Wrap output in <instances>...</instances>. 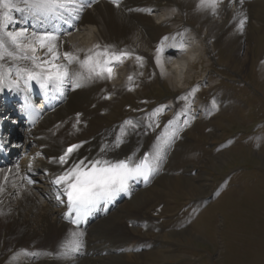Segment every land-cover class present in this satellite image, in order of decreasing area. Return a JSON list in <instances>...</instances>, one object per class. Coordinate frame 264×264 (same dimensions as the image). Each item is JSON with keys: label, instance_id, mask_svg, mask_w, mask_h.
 Returning <instances> with one entry per match:
<instances>
[{"label": "bare ground", "instance_id": "1", "mask_svg": "<svg viewBox=\"0 0 264 264\" xmlns=\"http://www.w3.org/2000/svg\"><path fill=\"white\" fill-rule=\"evenodd\" d=\"M160 1L165 2V5L162 6L165 16L158 23L161 26L160 29L157 28V23L149 15L151 11L155 12L159 8L155 0H122L119 7L107 0H101L91 8H84L79 14L77 24H73L69 32L61 31L58 26L60 21L65 22L66 20L37 18L26 12L0 6V13L7 12L8 18L12 21L7 24L6 28L0 27V38L5 39L10 51H15V49L7 41L5 33L24 30L27 37L23 40L25 44L28 43L32 33L51 32L57 36L55 44L60 59L55 63H66L63 56L65 52L79 56L81 60L105 47L110 52L127 51L131 53L122 62H113L114 72L111 79H97L78 89L73 88L71 82L65 81L60 90L66 98L64 104L60 105L53 113H47L38 121L34 130L21 131L20 128H17L18 131H21L24 140L36 139L35 150H40V155H43L42 159L39 158V160H43L42 168L49 170L51 174L49 190L54 192L53 182L57 176L70 168L73 163L85 158L87 160L103 158L116 162L127 157L136 163L145 152H150L156 179H159V182H167L168 176L171 177L170 183H166V186L160 191H153L150 185L155 177L152 178L142 191L135 190L130 200H125L128 206L122 208L119 206L120 204L117 205L115 211L97 219L83 230L76 229L63 221L62 209L59 208L53 197L47 196L43 204H35L32 196L29 197L30 191L24 190L25 192H23L21 190L23 180L19 177L20 174L25 171L37 175L38 170L35 166L26 163L24 167L14 170H11L12 167L0 168V187L4 189L3 192H0V213H2L0 214V264H139L138 259L142 258L147 249L151 252L155 248L154 246L166 247V243L172 236L151 244L138 241L135 237L130 238V233L127 234L126 222L128 221L132 225L137 223L142 226L144 224L143 227H147L146 229L149 230L156 227L154 222L148 218L145 219L137 212L144 211L157 199L164 201V196L167 193L174 194L183 187L184 182L178 173L184 164L181 161H185L183 155L188 150V144L184 145L177 141L173 144L172 142L176 137H182L180 134L183 131L181 130L183 126L190 122L194 124L187 131L189 133L198 126V121L201 118H208L209 106L206 102L195 106L194 99L188 100L180 95L179 99L171 101L169 107L167 105L160 106V111L153 110L152 113L143 112L138 115L135 114L136 110L134 109L126 114L127 117L108 127H100V121L104 119L102 114L110 112L111 109L115 111L125 109V98H127L125 92L134 80L133 71L138 72V68L141 66L136 57L145 58L141 53L139 54L137 51L139 46L136 49V45L140 44L142 49L147 42L155 43L152 52L148 53V57L142 61V67L146 69L148 77H152L155 73L160 82H168L173 90L187 91L190 87L186 86V78L184 81L180 80L179 74L186 73L187 70L195 67V60L201 56L203 45L205 48L208 45V39L212 41L213 45H210L215 51L218 44L225 39V30L231 32L227 35L229 44L237 39V36L233 37L235 33H239L238 36L244 34V40H247L250 39L251 32H247L246 28L243 31L238 28L239 20L243 15L239 9L246 1L239 5L240 0H222L219 2L215 14L211 9H198V1L193 5L192 11L188 13L189 16L186 12L187 4L194 0ZM234 1L237 3L235 7H232L236 8L235 12L229 6ZM13 2L23 8L21 0H13ZM247 4L250 6L251 1L248 0ZM178 16L185 17L184 21L178 19ZM208 18L211 19V23L204 26L206 32H202L199 24L200 26L205 24ZM222 19L223 21H221ZM195 20L199 23L196 24ZM226 20L231 21L227 26ZM171 22L174 26L168 27ZM59 25L61 26V24ZM244 26L247 27L246 23ZM67 35H69V39ZM196 39L202 41L201 48H199ZM67 45H71V47H67ZM96 45H99V48H96ZM210 45L208 50L211 48ZM196 48H199L198 51H200L198 57V53L195 54ZM36 49L34 53L29 52L28 54L35 55L39 60L51 59L52 54L48 53L46 48H40L37 44ZM158 49L161 51L158 52ZM179 64L184 65V69L186 67L185 72L178 70ZM0 65L3 66V71L7 74L5 86L0 88L1 94L5 89H13V85L9 82H20L21 78L26 77L17 76V67L31 68L32 61L12 60L5 57L0 61ZM71 67L77 69L78 65L74 63ZM130 75L133 77L131 81L128 80ZM145 79L141 77L142 82ZM110 81L113 82L109 83ZM188 93L187 97L188 95L193 97L192 92ZM106 98L112 99L106 101ZM192 106H195L196 109H193ZM169 108L171 111L166 112ZM101 112L103 113L101 114ZM77 113L80 114L79 124H76ZM197 115L198 119L195 118ZM164 119L166 123L157 127V123ZM196 120L198 121L194 123ZM126 121H131L134 127L127 125ZM74 124H76L75 128ZM66 125L67 128L62 129ZM54 130H57L58 133H55ZM184 131L182 134H187ZM192 132L194 133V131ZM6 137L10 139L8 133H6ZM118 137L122 143L116 147L115 143ZM158 139H160L159 142ZM78 141H81V147L72 154L69 162L64 165L58 163L59 157L66 150V145ZM105 145L108 146V149L102 153L101 148ZM49 157L53 158L52 161L48 160ZM33 158L37 160L36 156ZM144 191L152 192L148 193V203L138 200ZM206 200H208V196L195 200L190 213H197L196 211L203 206ZM136 215H138L137 218H134ZM122 227L123 230H120ZM186 232L182 231L175 235ZM72 233L83 234L80 237L78 248L74 244L75 238L71 235ZM140 246L143 247V250L136 253L135 249ZM120 249L124 251L120 253ZM103 251L106 252L105 256L101 255ZM182 263L184 264V262Z\"/></svg>", "mask_w": 264, "mask_h": 264}, {"label": "rangeland", "instance_id": "2", "mask_svg": "<svg viewBox=\"0 0 264 264\" xmlns=\"http://www.w3.org/2000/svg\"><path fill=\"white\" fill-rule=\"evenodd\" d=\"M155 1L159 8L153 11L152 18L160 29L158 23L165 16L162 9L165 2ZM198 1H190L187 4V14ZM250 1L249 6L248 0H243L244 5L238 8L242 11V18L247 17L245 22L247 27L244 26L243 29L246 28L247 32H251L250 39L244 40V34L238 36L239 33H235L233 37L237 36V39L229 44L227 35L231 32L225 30V39L218 42L215 51L211 46L212 41L208 39V45L206 48L203 45L200 57H198L200 53L197 52L201 48L202 41L196 39L199 48L195 51L198 57L195 60V67L179 74L180 80L184 81L186 78V86L190 87L189 90H173L168 82H160L155 73L152 77H148L145 68L146 75H143V67L140 66L139 73L133 72V75L136 73L137 75L125 92L128 98H125V109L101 112L104 119L100 121V127H108L127 117L126 114L134 109L135 114L138 115L143 112L152 113L160 106H170L171 101L179 99L180 95L188 100L194 99L195 106L206 102L210 109L208 118L194 122H199L195 129L187 133L189 128L194 126L190 122V125L181 128L183 131L186 130L184 132L187 134H182V131L180 134L182 137H176L177 143L188 144V150L183 155L185 161H181L184 164L178 173L184 182L183 187L174 194L167 193L164 201L157 199L144 211L137 212L145 219L154 222L156 227L149 230L135 222L133 225L126 222L127 234L130 233L133 237L131 235L129 237H135L138 241L151 244L172 236L166 247L154 246L151 252L148 249L144 251L142 258L138 259L139 264H183L182 262L184 264H264V0ZM235 5H237L235 1L229 5L233 12L236 11V8H232ZM187 18L192 22L189 17ZM178 19L184 21L185 17L178 16ZM194 22L199 23L197 20ZM230 22L226 20V26ZM210 23L211 19L208 18L205 24L201 26L199 24V28L202 32H206L204 26ZM173 26L171 22L168 27ZM154 45V42H147L145 44L147 48L143 46L141 49L140 44L135 48L139 46L137 51L146 58L148 56L145 54L152 52ZM209 45L211 48L208 50ZM209 51L212 53L209 54ZM177 67L179 71H186V67L184 69L182 64ZM141 77L146 79L142 82ZM189 91L194 94L193 97L189 95V98L187 97ZM111 99L106 98V101ZM195 106L192 108L196 109ZM195 118L198 119V115ZM163 121L158 122L157 127L166 123L165 119ZM65 128L67 125L62 127ZM54 131L57 133L56 130ZM21 141L23 145L34 142V150L37 147L36 139L26 141L22 137ZM36 151H38L37 155H35ZM35 152L27 148L23 152L25 154L23 162L32 154L28 164L33 163L34 156H40L37 157V161L43 164V160H39L43 158L40 150ZM24 165H19L15 169ZM39 174L43 177L42 181L40 180L41 186L43 188L46 186L45 190L50 191L48 186L51 179L50 183L48 180L44 182L48 174L42 168ZM170 178L168 176L167 182H159V179H155L150 186L153 191H160L166 183H170ZM42 192V188H34L31 191L33 197L38 199H41ZM149 192H142L138 200L148 203ZM206 196L208 200L196 211L197 213L191 214L195 200ZM45 197L47 196H44V199ZM33 200L35 204L44 203V200L43 202ZM119 206L125 208L128 204L122 201ZM120 230H123V227ZM182 231L187 232L175 235ZM180 250L182 252H179Z\"/></svg>", "mask_w": 264, "mask_h": 264}, {"label": "snow or ice", "instance_id": "3", "mask_svg": "<svg viewBox=\"0 0 264 264\" xmlns=\"http://www.w3.org/2000/svg\"><path fill=\"white\" fill-rule=\"evenodd\" d=\"M111 2L116 7L120 6V0H111ZM219 2H222V0H199L197 8L200 10L211 9L215 14ZM21 3L23 8L18 7L13 0H0V6L3 8L26 12L37 18L62 19L66 22L78 19L83 9L91 6L89 0H21ZM240 3L242 4L243 0H240ZM246 20V16L239 20L238 28L240 31H243ZM11 22L7 12L0 13V27L6 28L7 24ZM5 36L7 41L14 46L15 51H10L5 39L0 38V61L4 60L5 57L12 60H31V68L27 66L17 67V76H26L25 84L35 80L40 83L42 88L53 87L57 91L61 90L65 81L71 82L73 88H80L84 84L97 79H111L114 72L113 62H122L123 59L131 55L127 51L110 52L105 47L101 51L85 56L83 60L79 56L65 52L63 56L66 63H55L60 57L56 51L55 41L57 36L54 33H32L26 44L23 42L24 39H27L24 30L6 32ZM37 44L40 48H46L47 52L52 54L50 60H39L35 55L28 54L37 50ZM95 47L99 48V45ZM157 51L161 50L158 49ZM38 60L39 62H37ZM136 60L142 66L143 58L137 56ZM74 63L78 65L77 69L71 67ZM6 79L7 74L3 71V66L0 65V88L5 86ZM132 79L133 77L130 75L128 80L131 81ZM9 83L19 87L18 81ZM79 117L80 114L77 113L76 124L80 122ZM125 123L134 127L131 121ZM76 124L73 125L74 128ZM120 143H122V140L118 137L115 146L119 147ZM80 147V144L69 145L57 162L61 165L67 164L72 154ZM107 149L108 146L105 145L101 148V152L103 153ZM153 171L154 167L148 155H145L139 163H135L129 158L116 162L103 158L94 160L85 158L73 163L70 168H67L61 175L56 177L54 183L62 186V195L67 197L68 213L65 216L68 217L70 214L75 213V217L71 222L79 224L100 201L110 200L118 193L127 191L130 180L143 178L147 181ZM32 182L29 180V183ZM3 190V187H0V192H3ZM71 235L75 238L74 244L78 248L80 237L83 234L72 233Z\"/></svg>", "mask_w": 264, "mask_h": 264}]
</instances>
